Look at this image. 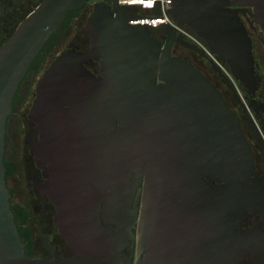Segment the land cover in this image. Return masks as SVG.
I'll return each instance as SVG.
<instances>
[{
    "label": "water",
    "instance_id": "95a60500",
    "mask_svg": "<svg viewBox=\"0 0 264 264\" xmlns=\"http://www.w3.org/2000/svg\"><path fill=\"white\" fill-rule=\"evenodd\" d=\"M87 1L44 0L0 50V264L38 262L20 238L6 178L13 97L52 33ZM247 3L258 6L264 28V0ZM128 9L119 0H98L86 31L93 36L92 50H64L37 85L30 112L41 134L35 153L56 167L62 231L90 243V235L103 226L99 214L88 210L96 204L89 184L101 187L99 200L106 193L116 201L128 198L119 190L124 176L135 173L129 196L145 177L141 222L152 259L157 229L204 212L210 221L223 222L226 254L252 252L264 264V234L236 230L244 208L259 212L264 221V189L252 177L254 155L239 117L203 71L171 54L175 30L161 25L168 35L163 42L149 26L130 23ZM155 12H161L159 5ZM169 13L227 61L236 79L257 86L252 41L236 11L215 0H174ZM185 44L202 51L196 43ZM90 57L101 60L102 76L85 66ZM208 59L227 80L214 58ZM214 176L223 183L213 186L207 177Z\"/></svg>",
    "mask_w": 264,
    "mask_h": 264
},
{
    "label": "flooded vegetation",
    "instance_id": "af4514ba",
    "mask_svg": "<svg viewBox=\"0 0 264 264\" xmlns=\"http://www.w3.org/2000/svg\"><path fill=\"white\" fill-rule=\"evenodd\" d=\"M43 1L0 0V50ZM215 1L236 11L248 31L257 86L252 88L236 79L227 61L216 55L234 76L232 79L226 74L228 81L224 80L209 62V53L202 47V51L188 47L185 42L192 41L178 32L171 54L193 63L221 90L239 117L242 131L252 147L255 160L252 177L264 189V28L258 21L260 9L247 3L249 0ZM97 2L89 0L82 8L68 14L33 59L13 97L12 111L7 120L4 161L11 207L26 253L38 261L33 264H258L252 252L226 254L223 222L210 221L209 214L204 212L192 214L189 220L179 217L181 220L174 221L169 229H157L158 245L152 259L141 222L145 177L136 185L133 196H129L137 180L135 173L130 177L124 176L126 184L122 183L119 188L128 198L116 201L106 193H102L99 200L101 187L96 182L89 184L93 197L90 201L97 204L99 200L100 203L90 205L88 210L99 214L103 226L90 235V243L70 239L62 231L59 182L53 179L56 167L50 158L39 160L35 153L41 134L30 112L37 96L38 82L53 60L66 49L92 50L93 36L86 31ZM184 26L196 33L190 26ZM152 34L163 42L167 40V32L163 29H153ZM85 66L96 76L103 75L100 59L87 58ZM117 104L110 103L112 106ZM207 179L213 186L223 183L216 176ZM238 215L242 218L236 226L239 234H264L262 214L244 208ZM227 256L230 259L226 261Z\"/></svg>",
    "mask_w": 264,
    "mask_h": 264
},
{
    "label": "built area",
    "instance_id": "2783aa9c",
    "mask_svg": "<svg viewBox=\"0 0 264 264\" xmlns=\"http://www.w3.org/2000/svg\"><path fill=\"white\" fill-rule=\"evenodd\" d=\"M98 1V0H96ZM174 0H119L122 6H128V13L131 15L129 20L132 24H144L152 30L162 29L161 25L167 24L169 28L175 30L179 34L186 37L188 40L196 43L206 50L211 57L220 65L222 70L233 79V74L226 69L214 53L211 52L207 43L198 34L179 24L173 19L169 10L172 8ZM159 5L161 12L156 13L155 8Z\"/></svg>",
    "mask_w": 264,
    "mask_h": 264
},
{
    "label": "trees",
    "instance_id": "16d2710c",
    "mask_svg": "<svg viewBox=\"0 0 264 264\" xmlns=\"http://www.w3.org/2000/svg\"><path fill=\"white\" fill-rule=\"evenodd\" d=\"M73 12H74V10H73V11H71V12H70V14H72ZM54 33H55V32H54ZM54 33H52V35H54Z\"/></svg>",
    "mask_w": 264,
    "mask_h": 264
},
{
    "label": "rangeland",
    "instance_id": "374dc122",
    "mask_svg": "<svg viewBox=\"0 0 264 264\" xmlns=\"http://www.w3.org/2000/svg\"><path fill=\"white\" fill-rule=\"evenodd\" d=\"M13 181V180H12Z\"/></svg>",
    "mask_w": 264,
    "mask_h": 264
}]
</instances>
